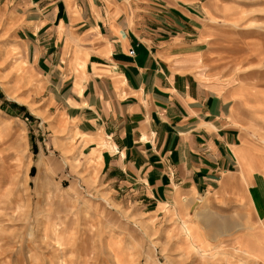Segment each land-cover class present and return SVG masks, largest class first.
Returning a JSON list of instances; mask_svg holds the SVG:
<instances>
[{"label":"crops","instance_id":"0c3cea01","mask_svg":"<svg viewBox=\"0 0 264 264\" xmlns=\"http://www.w3.org/2000/svg\"><path fill=\"white\" fill-rule=\"evenodd\" d=\"M206 8L197 0H0L52 123L94 163L87 187L143 213L187 207L191 215L205 200L209 213L208 204L263 219L264 175L251 172L254 154L241 145L238 101L206 66L216 38Z\"/></svg>","mask_w":264,"mask_h":264},{"label":"rangeland","instance_id":"374dc122","mask_svg":"<svg viewBox=\"0 0 264 264\" xmlns=\"http://www.w3.org/2000/svg\"><path fill=\"white\" fill-rule=\"evenodd\" d=\"M197 1H205L208 22L216 26L206 66L238 101L241 145L254 154L251 172L264 175V0ZM15 39L0 16V264H243L235 255L243 250L251 264L264 261V218L241 220L239 210L223 212L208 204L221 222L244 226L213 237L215 226L204 227L187 207L180 215L165 207L143 213L87 187L94 163L79 159L74 144L68 146L71 131L52 123L54 116L35 91L38 77L29 76ZM55 138L79 161L75 168L64 162L61 148L54 149ZM203 205L201 200L197 210H207ZM193 238L207 250L203 258L194 254Z\"/></svg>","mask_w":264,"mask_h":264},{"label":"bare ground","instance_id":"6f19581e","mask_svg":"<svg viewBox=\"0 0 264 264\" xmlns=\"http://www.w3.org/2000/svg\"><path fill=\"white\" fill-rule=\"evenodd\" d=\"M252 44V43H251ZM257 47V46H256ZM258 48V47H257ZM252 49V48H251ZM250 49V50H251ZM254 49V48H253ZM257 50V49H256ZM256 52V51H255ZM237 56H239L240 57V55H237ZM253 57H255V56H253ZM257 65V64H256ZM6 85V84H5ZM5 85H4V87H5ZM9 85V84H8ZM12 89V88H11ZM8 90H10V89H8ZM9 92V91H8ZM18 100H20V101H25V100H23V99H21V98H19L18 97ZM30 106H31V104H30ZM33 106V105H32ZM42 114V113H41ZM43 115V114H42ZM204 201V207H206V201L205 200H203ZM194 209V208H193ZM191 214L194 216V217H196L198 220H199V222L201 221L202 223H203V225H204V227H206V228H209V227H212V226H215V232L212 234V236L213 237H217V236H220V235H224L225 233L227 234L229 231H231L232 229H235V228H237V227H244L243 226V224H239V223H237V221H235V222H231V223H225L224 221L223 222H221L214 214H212V213H209L206 209H201V210H197V211H192L191 210ZM260 220H261V218H260ZM262 222V221H261ZM188 224V223H187ZM263 224V225H262ZM261 225L262 226H264V222L262 223ZM181 226H182V228H185L186 229V231H187V234L189 235V236H192L193 235V232H192V229L190 230H188V228L186 227V224H185V221H181ZM248 226V225H247ZM259 227V226H258ZM248 228H249V226H248ZM252 228V227H251ZM256 228H257V226H256ZM264 228V227H263ZM258 229V228H257ZM251 230V229H250ZM253 230V229H252ZM196 231V230H195ZM256 232H258V231H256ZM252 233H254V232H252ZM251 233V234H252ZM247 234V233H246ZM250 234V235H251ZM256 234V233H255ZM248 235H249V233H248ZM187 236V235H186ZM255 236V235H254ZM259 236V239H261V237H260V235H258ZM261 236H262V234H261ZM194 237V236H193ZM256 237H257V235H256ZM263 237H264V235H263ZM244 238H247V237H244ZM244 238H242V239H244ZM249 238H250V236H249ZM188 239V238H187ZM186 239V240H187ZM211 239V238H210ZM242 239H241V241H242ZM254 239V238H253ZM212 240V239H211ZM225 241V240H224ZM248 241H250L249 239H248ZM244 242H245V240H244ZM250 242H252V241H250ZM249 242V243H250ZM255 242V241H254ZM253 242V243H254ZM193 243L194 244H196L195 246H194V254L195 255H199L200 256V258H203V256H205L206 254H205V252H207V250H205V248H202V246L200 245V241L197 239V238H193ZM256 243V242H255ZM261 243V242H260ZM245 244H247V243H245ZM261 244H263V243H261ZM247 245H249V244H247ZM222 247V246H221ZM248 247H250V246H248ZM247 247V248H248ZM217 248V247H216ZM238 249V248H237ZM250 249V248H249ZM256 249V248H255ZM258 249H259V246H258ZM261 249H264L263 247L261 248ZM215 250H217V249H215ZM218 250H220V249H218ZM254 250V249H253ZM261 251V250H260ZM210 251H208V253H209ZM249 252V251H248ZM251 252H253V251H251ZM216 253H217V251H216ZM223 253V252H222ZM255 253H257V252H255ZM211 254H214V252L213 253H211ZM210 254V255H211ZM263 254V253H262ZM209 255V256H210ZM236 256H240L241 258H242V260H243V262L244 263H246V264H251L252 262H251V257H250V255H249V253H247V251H245V250H243V251H240L238 254H235ZM253 255V254H252ZM251 255V256H252ZM261 255V254H260ZM263 256V255H262ZM212 257V256H211ZM256 257V256H255ZM258 258V257H257ZM217 262H219L220 264H221V262L220 261H217ZM264 262V261H263ZM262 262V263H263ZM243 263V264H244ZM261 263V264H262Z\"/></svg>","mask_w":264,"mask_h":264},{"label":"built area","instance_id":"2783aa9c","mask_svg":"<svg viewBox=\"0 0 264 264\" xmlns=\"http://www.w3.org/2000/svg\"><path fill=\"white\" fill-rule=\"evenodd\" d=\"M129 54H133V50L131 48L129 49Z\"/></svg>","mask_w":264,"mask_h":264}]
</instances>
